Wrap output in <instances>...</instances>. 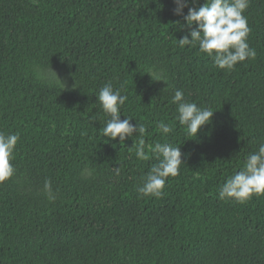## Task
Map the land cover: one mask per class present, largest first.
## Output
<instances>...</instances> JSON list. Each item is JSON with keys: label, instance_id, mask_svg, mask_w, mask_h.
Segmentation results:
<instances>
[{"label": "trees", "instance_id": "1", "mask_svg": "<svg viewBox=\"0 0 264 264\" xmlns=\"http://www.w3.org/2000/svg\"><path fill=\"white\" fill-rule=\"evenodd\" d=\"M175 7L0 0V132L20 137L15 174L0 184V264H264V196L239 204L218 195L264 143V0L244 12L256 58L231 72L179 46L192 29L182 27L188 9L177 16ZM110 81L128 97L121 120L146 128L148 160L130 152L133 139L103 135L110 117L96 96ZM177 89L214 112L195 139L175 119ZM160 120L174 126L166 138ZM165 139L185 165L163 198L142 197L157 163L149 146Z\"/></svg>", "mask_w": 264, "mask_h": 264}, {"label": "clouds", "instance_id": "2", "mask_svg": "<svg viewBox=\"0 0 264 264\" xmlns=\"http://www.w3.org/2000/svg\"><path fill=\"white\" fill-rule=\"evenodd\" d=\"M174 2L175 15H183V9H188L187 15L183 16L185 24L182 27L192 29L178 40L180 47L198 46L199 51L211 58L218 69L228 72L235 70L238 63L256 58V50L248 43L251 29L244 15L250 0H205L199 7H196L198 0H191L192 6L186 0ZM96 98L104 113L110 117L102 128L104 137L111 141L119 138L121 145L126 139H133V146L128 148L130 152L134 148L137 160H148L149 156L145 152V126L138 123L133 125L131 118L121 120V107L128 97L122 95L120 89L114 90L110 81L100 89ZM172 103L176 105V121L186 127L187 134L194 139L203 126L211 123L214 112L188 101L182 90L174 91ZM156 130L166 138L173 133L174 126L160 120L156 123ZM19 139L18 133L0 132V184L11 180L15 174L12 160ZM149 147L157 163L151 166L137 192L142 197L159 199L165 194L169 178L177 177L181 166L185 164L180 146H174L166 139L163 143L156 142ZM116 171L119 174V169ZM45 191L49 199L55 198L51 193L50 181L45 182ZM218 195L221 200H232L239 204L250 201L254 196H264V143L260 144L258 151L245 157L242 169L234 171L226 179Z\"/></svg>", "mask_w": 264, "mask_h": 264}, {"label": "rangeland", "instance_id": "3", "mask_svg": "<svg viewBox=\"0 0 264 264\" xmlns=\"http://www.w3.org/2000/svg\"><path fill=\"white\" fill-rule=\"evenodd\" d=\"M57 77H58V79L62 82V86L63 87H65V88H71V84H70V81H69V79L63 74V73H59V72H55L54 73ZM44 76L46 77V78H48V74L47 73H45L44 74Z\"/></svg>", "mask_w": 264, "mask_h": 264}]
</instances>
